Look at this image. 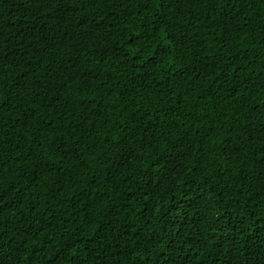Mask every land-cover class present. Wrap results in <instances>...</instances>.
Wrapping results in <instances>:
<instances>
[{"label": "trees", "instance_id": "16d2710c", "mask_svg": "<svg viewBox=\"0 0 264 264\" xmlns=\"http://www.w3.org/2000/svg\"><path fill=\"white\" fill-rule=\"evenodd\" d=\"M0 264H264V0H0Z\"/></svg>", "mask_w": 264, "mask_h": 264}]
</instances>
